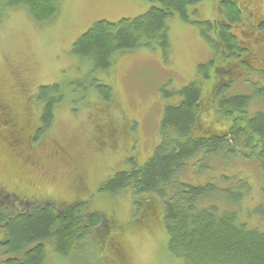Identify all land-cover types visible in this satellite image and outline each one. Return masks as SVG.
Here are the masks:
<instances>
[{
	"label": "rangeland",
	"instance_id": "obj_1",
	"mask_svg": "<svg viewBox=\"0 0 264 264\" xmlns=\"http://www.w3.org/2000/svg\"><path fill=\"white\" fill-rule=\"evenodd\" d=\"M240 1L253 4L249 9L253 14L244 13L247 26L264 17V0ZM219 2L197 0L188 6L190 22L171 15L165 53L156 47L121 50L113 54L105 71H93L89 61L71 55L73 42L98 20L135 18L153 3L60 0L55 16L45 22L34 21L21 6L1 9L0 103L11 110L15 125L12 131L13 127L0 128V194H4L0 198L8 200L5 216L17 217L12 209L20 207L18 199L31 202V208L49 202L56 209L80 201L85 202V210L99 211L107 223L97 234L89 232L79 251L69 258H61L49 248L45 264H182L167 250L159 206L150 215L141 216L131 203L130 191L113 196L98 187L116 170L143 164L159 144L162 87L177 91L199 80L201 114L197 128L213 131L225 130L229 124L215 112L214 91L219 84L230 85L227 94L253 89L252 81L237 76L236 62L223 55L213 61L223 72L221 79L212 66L207 68V77L197 72V65L211 60L213 52L195 22L218 19ZM235 30L245 36L246 44L253 42L249 43L253 49L249 62L264 67L259 56L263 46L256 31L244 25ZM249 78L259 80L254 72ZM52 84L60 86L63 100L45 123L39 115L40 107L31 100L39 86ZM175 99L170 97V101ZM258 108L264 110V99L253 101L251 110ZM36 124V131L41 132L32 139L30 149L26 137ZM53 149L64 155L58 152L54 156ZM200 157L190 159L179 178L191 183L211 182L214 191L224 195L237 194V178H245L249 186L239 203L217 201L234 208L240 221L264 229V217L253 212L261 201L256 159L213 155L197 163ZM10 191L19 195H5ZM2 235L0 231V238ZM3 251L0 247V253Z\"/></svg>",
	"mask_w": 264,
	"mask_h": 264
},
{
	"label": "trees",
	"instance_id": "obj_2",
	"mask_svg": "<svg viewBox=\"0 0 264 264\" xmlns=\"http://www.w3.org/2000/svg\"><path fill=\"white\" fill-rule=\"evenodd\" d=\"M146 1L153 5L135 18L93 23L73 42L71 55L89 61L93 71H105L113 54L121 50L156 47L165 53L169 47L168 18L177 14L182 21L190 22L187 9L197 0ZM59 3L60 0H1L0 12L3 8L21 6L34 21L45 22L55 16ZM219 6L218 19L194 21L199 24L201 38L213 52L211 60L197 65V72L207 77V68L212 66L221 79L223 72L216 67L214 59L223 55L236 62L237 76L252 81L253 89L248 93L227 94L230 85L219 84L214 91L215 112L229 124L225 130L213 131L197 128L201 114L199 80L177 91L162 87L159 144L143 164L116 170L98 190L113 196L130 191L131 203L141 211V216L150 215L159 206L167 250L182 264H264V229L240 221L236 210L225 206L236 205L243 199L249 186L245 178H237V194L230 195L214 191L216 188L211 182L191 183L179 178L188 161L199 155L197 163L213 155L253 156L259 164L261 195L253 212L264 217V110H251L254 100L264 99V67L249 62L253 51L249 43L253 42L246 44L245 36L235 30L236 26L244 25L253 33L256 31L258 42L263 46L259 56L264 60V17L247 26L244 13L252 15L249 9L253 4L220 0ZM252 72L259 77L256 82L249 78ZM170 97L176 99L170 101ZM62 100L60 86L52 84L39 86L31 101L40 107L41 120L46 123L53 118L55 107ZM0 112L11 113V110L0 103ZM12 126L10 131L15 128ZM40 132L41 129L35 136ZM7 201L0 202V223L6 224L8 237L0 245L4 250L0 253V264H45L49 248L59 257L69 258L79 251L89 232L97 234L107 225L99 211L85 210V202L58 209L52 205H36L15 212V218L5 216Z\"/></svg>",
	"mask_w": 264,
	"mask_h": 264
},
{
	"label": "flooded vegetation",
	"instance_id": "obj_3",
	"mask_svg": "<svg viewBox=\"0 0 264 264\" xmlns=\"http://www.w3.org/2000/svg\"><path fill=\"white\" fill-rule=\"evenodd\" d=\"M1 109H3V107H1ZM39 115H41V111L39 112ZM12 125H14L13 124V122H12V118H11V115H10V112H0V128H6V127H13ZM15 126V125H14ZM37 124L35 125V126H31V129H29V131H28V134H27V137H26V139H27V143L29 142V144H27L28 145V147L31 149L32 147V145H31V141H32V139L33 140H36V138L38 137V135H37V137L35 136L37 133H38V131H36L37 130ZM40 130V129H39ZM13 133V132H12ZM60 149V148H59ZM54 151L52 152L53 153V155L54 156H56V155H58V152H60L59 150H55V149H53ZM56 151V152H55ZM55 152V153H54ZM62 155H64L62 152H60ZM35 161H33V160H31V163L33 164ZM2 194V193H1ZM0 194V195H1ZM2 195H4V194H2ZM5 195H19V194H17L16 192H12V191H10L8 194H5ZM18 201V203L17 204H20V207H18V208H16L15 207V212H21V211H25V210H27L28 209V207L29 206H31V205H33V204H31V202H25V201H21V200H17ZM35 201H33L32 203H34ZM16 204V205H17ZM35 204V203H34ZM44 205H48L49 204V202H45V203H43ZM0 231L2 232V238H0V244H4L7 240H8V237H7V231H6V224H2V223H0Z\"/></svg>",
	"mask_w": 264,
	"mask_h": 264
}]
</instances>
